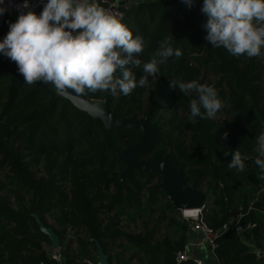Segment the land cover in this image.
<instances>
[{
    "label": "trees",
    "instance_id": "obj_1",
    "mask_svg": "<svg viewBox=\"0 0 264 264\" xmlns=\"http://www.w3.org/2000/svg\"><path fill=\"white\" fill-rule=\"evenodd\" d=\"M129 5L123 22L145 41L137 56L141 64L132 69L137 80L147 75L143 65L165 38L182 56L169 57L158 65L156 79L147 76L149 83L127 96L64 91L103 101L120 119L148 120L159 139L151 158L170 160L188 185L197 182L208 197L201 217L217 234L216 263L264 264V179L254 163L255 138L264 131V54L256 62L211 47L204 39L202 0H194L191 9L181 0ZM15 18L16 13L4 17L3 36ZM170 80L214 86L223 108L193 123L189 105L196 94L185 96L169 87ZM58 91L51 83L25 84L16 63L0 56V264H99L96 243L108 264H197L193 259L176 262L191 233L190 221L159 190L158 175L133 170L121 179L125 166L118 156L136 146L140 136L124 127L106 128ZM234 150L248 157L243 172L228 168ZM34 214L45 226L48 215L58 228L80 231L75 251L66 248L56 257ZM121 221L140 231H122ZM49 227L64 242L62 233Z\"/></svg>",
    "mask_w": 264,
    "mask_h": 264
},
{
    "label": "clouds",
    "instance_id": "obj_2",
    "mask_svg": "<svg viewBox=\"0 0 264 264\" xmlns=\"http://www.w3.org/2000/svg\"><path fill=\"white\" fill-rule=\"evenodd\" d=\"M181 2L189 9L194 4V0ZM15 9V21L8 22V31L0 38V55L16 63L28 85L51 83L57 90L78 94L99 90L127 96L137 86H146L147 76L156 79L158 65L169 57L182 56L165 38L143 65L147 75L137 80L132 69L141 64L137 56L144 50V38L133 36L122 16L101 7L98 0H44L39 14L32 10L30 0H21ZM6 11L5 0H0V16ZM200 11L206 16L204 39L211 47L233 56L264 54V0H202ZM169 87L185 96L196 94L189 105L193 123L197 117H214L224 106L212 85L170 80ZM227 137L224 132L222 138ZM255 139L254 163L264 179V131ZM246 160L247 156L234 150L228 168L243 172Z\"/></svg>",
    "mask_w": 264,
    "mask_h": 264
},
{
    "label": "water",
    "instance_id": "obj_3",
    "mask_svg": "<svg viewBox=\"0 0 264 264\" xmlns=\"http://www.w3.org/2000/svg\"><path fill=\"white\" fill-rule=\"evenodd\" d=\"M59 93L72 102L77 109L86 112L94 121L103 122L106 128L118 130L124 127L140 136L141 141L136 146L123 149L118 156V160L125 166L121 179L128 177L133 170L138 174L158 175L161 179L159 190L170 199L179 212L202 211L208 202V197L198 189L197 182L188 185L183 172L166 158L154 156L148 160L142 159L152 152L159 141L155 129L148 120L144 119L140 124L132 118L120 119L110 113L106 106L97 108L90 101L68 94L64 90L59 91ZM33 217L40 233L50 240L52 249L57 250L60 247V240H58L55 231L51 227L45 226L37 215L34 214ZM95 247L99 264H108L107 256L104 254L101 245L96 243ZM80 264L90 263L81 262Z\"/></svg>",
    "mask_w": 264,
    "mask_h": 264
},
{
    "label": "built area",
    "instance_id": "obj_4",
    "mask_svg": "<svg viewBox=\"0 0 264 264\" xmlns=\"http://www.w3.org/2000/svg\"><path fill=\"white\" fill-rule=\"evenodd\" d=\"M151 1H157V0H151ZM20 2L16 0H11V3H9V0H5V6L8 8V11H6L3 16H0V38L3 37V35L1 34V28L4 17L7 14H15L16 13L15 5ZM43 2L44 0H30L32 10L37 11L40 8H42ZM98 2L100 3L101 7L109 10L118 17L122 16V18L124 17L125 12L128 11L130 7L129 5L130 2H128L127 0H98ZM180 216L190 221L191 233H200L201 235L205 236L208 242L210 243L211 248L214 250L215 239L217 237V234L212 233L211 230L207 228L204 221L202 220L201 212L192 211V213H187L186 211H183L180 212ZM242 230L240 228H236V231L238 232H242ZM176 257H177L176 258L177 263H183L184 261L192 259V257L187 253L185 249L183 252L176 254Z\"/></svg>",
    "mask_w": 264,
    "mask_h": 264
},
{
    "label": "rangeland",
    "instance_id": "obj_5",
    "mask_svg": "<svg viewBox=\"0 0 264 264\" xmlns=\"http://www.w3.org/2000/svg\"><path fill=\"white\" fill-rule=\"evenodd\" d=\"M133 1H137V0H130V2ZM254 60L256 62H258V60H260V56L259 57H253ZM210 81H213L214 79L212 78H208ZM59 92V91H58ZM95 107L97 108H101L104 107L105 104L103 101H93L91 102ZM214 121L215 124H219L220 121L218 119H212ZM181 139L184 141L185 146L189 145V138L188 135H182ZM170 153V152H169ZM152 154H149L148 156H145L146 159L151 158ZM39 172H41V169L38 170ZM5 176V173L2 175V177ZM69 186L68 185H64V190L67 192L68 191ZM180 216V215H179ZM43 220L47 221V223L49 224V226H52L55 230L59 231L62 233V240H64V242H60L59 241V245L60 247L57 250H53L52 247L50 246V249L53 251L54 255L56 257H58L59 253L64 251L66 248H68L69 252L73 253L76 249V239L78 238H82V235L80 233V231L76 230V229H71V228H58L55 224V222L53 221V219L48 216L45 215L43 216ZM119 228L122 231L128 232V233H138L140 231L139 226L137 225H129L127 224L125 221H121Z\"/></svg>",
    "mask_w": 264,
    "mask_h": 264
},
{
    "label": "crops",
    "instance_id": "obj_6",
    "mask_svg": "<svg viewBox=\"0 0 264 264\" xmlns=\"http://www.w3.org/2000/svg\"><path fill=\"white\" fill-rule=\"evenodd\" d=\"M127 1L130 2V0ZM187 237L185 250L197 264H217L214 250L205 236L200 233H190Z\"/></svg>",
    "mask_w": 264,
    "mask_h": 264
},
{
    "label": "bare ground",
    "instance_id": "obj_7",
    "mask_svg": "<svg viewBox=\"0 0 264 264\" xmlns=\"http://www.w3.org/2000/svg\"><path fill=\"white\" fill-rule=\"evenodd\" d=\"M187 213H192V211H186Z\"/></svg>",
    "mask_w": 264,
    "mask_h": 264
}]
</instances>
